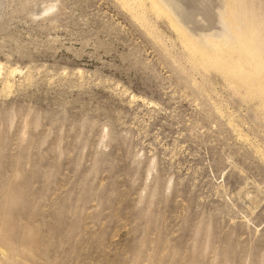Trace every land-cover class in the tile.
<instances>
[{
  "label": "rangeland",
  "instance_id": "1",
  "mask_svg": "<svg viewBox=\"0 0 264 264\" xmlns=\"http://www.w3.org/2000/svg\"><path fill=\"white\" fill-rule=\"evenodd\" d=\"M143 3L0 0V264H264V99Z\"/></svg>",
  "mask_w": 264,
  "mask_h": 264
},
{
  "label": "bare ground",
  "instance_id": "2",
  "mask_svg": "<svg viewBox=\"0 0 264 264\" xmlns=\"http://www.w3.org/2000/svg\"><path fill=\"white\" fill-rule=\"evenodd\" d=\"M121 1L126 6L134 3L137 9L144 5V0ZM145 1L181 35L182 45L198 68H213L231 85L264 99V0H187L189 5L181 0ZM136 15L142 21L143 15Z\"/></svg>",
  "mask_w": 264,
  "mask_h": 264
}]
</instances>
